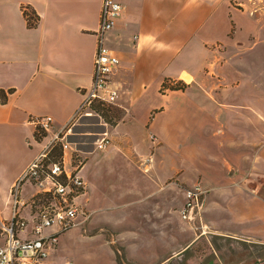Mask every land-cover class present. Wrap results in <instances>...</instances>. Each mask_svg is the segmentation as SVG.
Segmentation results:
<instances>
[{"label": "crops", "instance_id": "crops-1", "mask_svg": "<svg viewBox=\"0 0 264 264\" xmlns=\"http://www.w3.org/2000/svg\"><path fill=\"white\" fill-rule=\"evenodd\" d=\"M118 1L123 11L106 44L121 60L112 80L119 90L113 106L122 109L125 118L111 132V157L128 164L132 185L152 184L128 193L140 194L133 203L158 214L144 220L147 227L134 237L158 242L155 250H165L163 240H179L181 235L191 240L174 257L163 258L162 252L150 264L173 263L198 239L210 246L223 238L264 246V8L260 1ZM101 10L102 0H0L1 220L11 218V190L22 172L71 120L83 101L82 91L92 86ZM25 11L34 19L27 18ZM176 82L187 88L163 89ZM43 116H51L54 127L37 140L30 120ZM151 136L156 137L154 149ZM170 153L181 163L162 178L158 167ZM148 158L153 161L146 172L143 165ZM86 170L83 177L91 195L83 201L90 207L97 182L89 181ZM170 181L175 183L166 193H175L181 185L202 184L208 193L201 217L186 221L181 216L189 188L183 196L179 192L178 203L167 201L175 215H163L166 193L159 184ZM26 190L23 195L29 200L34 189ZM159 191L163 195L155 201L152 198ZM23 216L30 217L29 209ZM195 224L204 229H197L201 234L194 231ZM4 243L0 230V247ZM190 251L186 264H195L197 250ZM49 260L47 264H56ZM129 261L146 264L131 257Z\"/></svg>", "mask_w": 264, "mask_h": 264}, {"label": "built area", "instance_id": "built-area-1", "mask_svg": "<svg viewBox=\"0 0 264 264\" xmlns=\"http://www.w3.org/2000/svg\"><path fill=\"white\" fill-rule=\"evenodd\" d=\"M122 11L123 6L118 0H102L92 86L82 91L83 101L71 120L43 146L12 187L11 218L0 219L5 241L0 247V264H47L60 237L90 219L83 206L88 195V185L83 177L86 166L83 154L87 153L75 148L69 137L79 120L98 115L97 106L115 105L119 99V90L112 86V80L120 69L121 60L107 47L106 36L115 28ZM30 122L40 137L54 127L51 116L33 117ZM151 139L156 142L155 136ZM111 144L109 133H104L94 143V150L106 151ZM58 149L59 156L55 157L54 151ZM69 155L70 165L67 164ZM152 161L148 158L144 162L146 172ZM26 185L34 189L29 200L23 195ZM207 193L200 183L186 190V204L181 213L183 220L201 217ZM25 209H29L30 217L23 216Z\"/></svg>", "mask_w": 264, "mask_h": 264}, {"label": "rangeland", "instance_id": "rangeland-1", "mask_svg": "<svg viewBox=\"0 0 264 264\" xmlns=\"http://www.w3.org/2000/svg\"><path fill=\"white\" fill-rule=\"evenodd\" d=\"M259 1L264 8V0ZM25 15L29 19L33 18L29 11H25ZM173 84L176 86L178 83ZM173 84L169 83V85ZM96 109L98 115L79 120L73 128V134L69 137V141L74 143L75 148L87 153L83 154V158L86 159L85 170L87 167L85 175L88 176L89 181L97 182V184L95 182L96 189H92V195H94L93 206L91 199L89 202L90 207L85 205V201H83V206L86 212L90 214V219L85 224L63 234L60 237L57 249L52 251L49 259L55 261L56 264H64L67 261L73 264H132L129 261L131 257L135 261L150 264L154 260L157 261L154 257L161 256L162 252L163 258L174 257L176 253L182 250L181 247L190 243L191 240L188 235H181L179 240L171 238L170 241H161L165 250L162 248L155 250L154 245H158V242L148 243L134 237L137 231L139 232L138 235L141 233L143 226L147 227L144 220L152 218L150 216L152 214L150 209H144L140 204L133 203L135 200L141 199L140 194L136 195V198L128 191L136 192L139 189L138 191L141 192L144 187L148 188L152 184L147 186L141 184L142 186L139 185V187L135 184L132 185L129 180L131 181L133 178L127 175L128 164L120 161V158L111 157V146L106 151L94 150V143L104 133H109L112 142L111 132L113 128L122 123L125 118L123 110L113 105L107 107L97 106ZM136 130L138 132V129ZM40 138V135L36 134V139ZM137 140H140V138L137 137ZM150 146L152 149L156 148L154 142ZM154 152L153 150L152 153ZM54 154L55 157L59 156L58 151H54ZM180 163L181 161L175 157L174 153L167 154L158 167L162 178L171 174ZM67 164L70 165V155L67 157ZM140 165L139 162L137 166L140 167ZM139 177L143 176L139 175ZM173 183L175 182L160 183L159 187L160 185L165 187V191H163L165 194L168 187ZM25 187L31 188L29 185ZM25 187L24 189L27 191ZM157 187V185L153 186L154 189ZM178 188L179 190H175V193H166L165 199H162V201H165V209L162 210L163 215L170 214V212L175 215L172 210L168 209L171 205L167 201L170 199L172 203H178L177 200L181 198L179 192L183 196L185 189L189 187L181 185ZM28 190L32 192V189ZM163 193L161 191L156 192V196L152 199L162 196ZM90 195L89 192L86 199L90 198ZM158 200L155 199V201ZM155 201L151 200V203ZM142 206L146 205L142 204ZM152 216L156 217L158 214L154 213ZM201 227L195 224L194 231L201 234L197 231V229L203 231L204 229ZM159 236L154 235V237ZM152 246L153 248H151ZM193 249L197 250L194 253L195 264H204V262H210V264H264V246L256 244L243 245L239 241L227 238L213 241L212 246L207 241L205 244L204 241L198 239L194 248L192 247L181 256L175 257L171 264H186L189 254H193L190 250Z\"/></svg>", "mask_w": 264, "mask_h": 264}, {"label": "trees", "instance_id": "trees-1", "mask_svg": "<svg viewBox=\"0 0 264 264\" xmlns=\"http://www.w3.org/2000/svg\"><path fill=\"white\" fill-rule=\"evenodd\" d=\"M186 88L187 85L184 82H178L176 86H168L167 84H165L163 87V89H170L171 91H184ZM57 151L59 152V149Z\"/></svg>", "mask_w": 264, "mask_h": 264}]
</instances>
